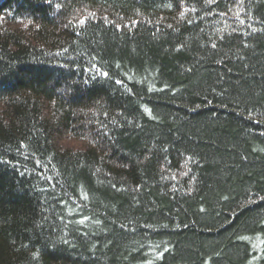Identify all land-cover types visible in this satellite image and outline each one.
Listing matches in <instances>:
<instances>
[{"label":"trees","instance_id":"trees-1","mask_svg":"<svg viewBox=\"0 0 264 264\" xmlns=\"http://www.w3.org/2000/svg\"><path fill=\"white\" fill-rule=\"evenodd\" d=\"M0 264H264V0H0Z\"/></svg>","mask_w":264,"mask_h":264},{"label":"snow or ice","instance_id":"snow-or-ice-1","mask_svg":"<svg viewBox=\"0 0 264 264\" xmlns=\"http://www.w3.org/2000/svg\"><path fill=\"white\" fill-rule=\"evenodd\" d=\"M105 75H107V73H105Z\"/></svg>","mask_w":264,"mask_h":264}]
</instances>
